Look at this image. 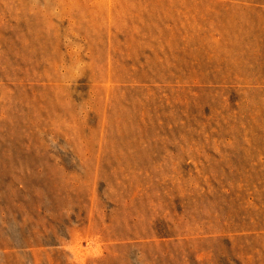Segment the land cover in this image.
<instances>
[{"label":"rangeland","instance_id":"obj_1","mask_svg":"<svg viewBox=\"0 0 264 264\" xmlns=\"http://www.w3.org/2000/svg\"><path fill=\"white\" fill-rule=\"evenodd\" d=\"M0 264H264V0H0Z\"/></svg>","mask_w":264,"mask_h":264}]
</instances>
